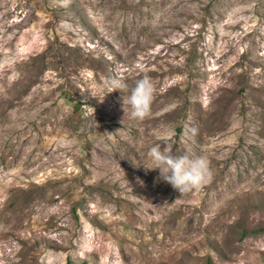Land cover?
I'll return each instance as SVG.
<instances>
[{
  "label": "rangeland",
  "instance_id": "rangeland-1",
  "mask_svg": "<svg viewBox=\"0 0 264 264\" xmlns=\"http://www.w3.org/2000/svg\"><path fill=\"white\" fill-rule=\"evenodd\" d=\"M161 136L210 179L146 170ZM66 260L264 264V0H0V264Z\"/></svg>",
  "mask_w": 264,
  "mask_h": 264
},
{
  "label": "clouds",
  "instance_id": "clouds-1",
  "mask_svg": "<svg viewBox=\"0 0 264 264\" xmlns=\"http://www.w3.org/2000/svg\"><path fill=\"white\" fill-rule=\"evenodd\" d=\"M108 84L112 91L128 92L126 97L121 96V100L122 109L125 112L127 108L130 119L143 121L150 115L155 87L149 76L144 75L136 80L130 89L125 81L115 78L110 79ZM158 141L164 143L163 149ZM158 141L148 151L152 166L145 168L158 169V179L170 184L180 194L198 189L210 179V165L205 157L191 154L174 155L167 136H161Z\"/></svg>",
  "mask_w": 264,
  "mask_h": 264
},
{
  "label": "trees",
  "instance_id": "trees-1",
  "mask_svg": "<svg viewBox=\"0 0 264 264\" xmlns=\"http://www.w3.org/2000/svg\"><path fill=\"white\" fill-rule=\"evenodd\" d=\"M64 264H70L69 260H66ZM206 264H210V262H207Z\"/></svg>",
  "mask_w": 264,
  "mask_h": 264
}]
</instances>
